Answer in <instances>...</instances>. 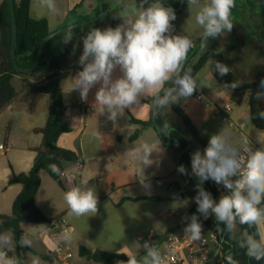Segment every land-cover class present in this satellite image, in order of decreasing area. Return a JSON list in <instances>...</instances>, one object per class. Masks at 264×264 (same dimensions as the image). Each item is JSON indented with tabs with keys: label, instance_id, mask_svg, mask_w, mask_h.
<instances>
[{
	"label": "crops",
	"instance_id": "1",
	"mask_svg": "<svg viewBox=\"0 0 264 264\" xmlns=\"http://www.w3.org/2000/svg\"><path fill=\"white\" fill-rule=\"evenodd\" d=\"M2 2L3 0H0V5ZM151 2L152 0H149V3ZM139 4L140 0H103V17L92 23L90 30L94 27L115 28L123 22L118 13L127 5V12L136 11ZM56 5L59 14L53 15L37 7L36 0H31L30 15L33 19H47L50 31L55 32L60 28L93 19L99 0H56ZM131 17L134 19V16ZM62 36L53 43L49 52L51 56L61 59L60 86L66 121L71 130L60 135L57 145L74 152L81 162L69 163L66 166L65 170L74 178L63 181L64 188L48 173L41 172L42 181L36 195V204L47 218L58 220L50 225H24L23 237L31 241V247L17 246L11 254L19 256L22 264H62L54 255V244L49 235L69 227L73 238L70 243L64 241L62 247L72 255L71 264H97L88 262L79 255L81 247L93 251L119 253L127 258L134 255L139 259L145 254L141 246L143 237L145 242H151L153 237L162 236L158 240L159 246L166 233L179 232L188 223L185 221L173 224L170 218L177 217L175 213L179 212L175 211L174 201L164 199V196L177 186L178 179L175 177L180 174L177 163L171 151L160 143L152 128L143 129L135 140L131 139L139 128L131 120L146 122L150 119L151 111L146 100H142V104L131 111L125 110L120 120L113 124L106 116H101L99 106L94 104L95 92L99 85L90 90L86 102L81 101L78 91H70L73 86L71 78L80 70L78 62L70 64V61L79 59L83 44L81 36L76 33L67 44L63 43ZM57 45L61 48L53 53V47ZM49 61L50 57L46 56L41 63L39 70H45V73L40 78L17 76L13 79V86L14 82L18 81L20 88L14 86L16 97L0 111V146L4 147L0 149V215L11 213L13 202L22 190L20 184H10L13 174L30 171L36 156L31 148L39 147L42 143V135L36 134L34 129L45 125L51 100L46 94L29 92L24 85L25 81L36 83L45 80L52 73ZM201 71L194 78L208 85L207 78L199 80ZM116 74L119 75L118 70ZM199 94L203 95L204 99H198ZM181 107L203 138L209 140L212 134L228 123L227 126L231 128L238 147L243 144L245 138L256 148L261 147L257 142V135L264 138V134L247 127L245 129V123L232 120L230 95L219 87H199L190 98L182 101ZM10 121L12 131L5 141V129ZM144 142L152 146L151 158L154 161L145 169L144 176L142 172L139 173L141 179L145 177L149 185L147 189L141 186L139 177H136L138 165L125 155ZM83 180H88L89 186L97 191L98 213L92 217L89 214L76 218L68 214L63 194ZM139 197L158 199L133 200ZM7 233L13 235L10 231ZM41 234L46 235L42 237ZM181 256L187 264H192L193 260L189 257L187 249Z\"/></svg>",
	"mask_w": 264,
	"mask_h": 264
},
{
	"label": "clouds",
	"instance_id": "2",
	"mask_svg": "<svg viewBox=\"0 0 264 264\" xmlns=\"http://www.w3.org/2000/svg\"><path fill=\"white\" fill-rule=\"evenodd\" d=\"M188 10L197 8L196 23L202 31L201 49L210 39L222 38L233 29L231 20L235 0H186ZM147 5V7H145ZM36 6L48 14H59L56 0H36ZM122 23L115 28H92L80 37L83 50L78 59L80 70L71 78L72 88L80 94L81 101H87L91 89L99 85L95 92L94 104L99 106L101 116L115 124L125 114L139 107L142 100H150L153 116L170 111L173 104H179L190 98L203 83L192 75L191 69H185L189 51L194 42L186 35H173L172 21L176 14L171 7H165L161 0H140L136 16L120 17ZM62 36L67 44L74 37L73 26H68ZM53 32L49 37L55 35ZM219 48L215 54L219 55ZM212 72L221 77L231 69L219 60H210ZM117 70L119 75H117ZM240 81L225 84V88H236ZM260 89L254 99L264 101V80L260 81ZM264 120V111L258 110L256 117ZM171 127L164 122L161 132L168 135ZM261 145L254 148L247 138L238 147L233 139V132L226 124L218 132L212 134L207 146L201 151L197 149L191 154V174L197 178V194L193 198L197 212L205 219L214 216L216 229L235 237L237 245L244 250L250 260L257 264L264 261V138L257 135ZM161 143V142H160ZM152 146L144 142L125 153L126 157L138 165L136 177L151 166ZM56 175H63L60 168L49 166ZM178 172L187 174L184 165L178 166ZM140 179L142 187L149 185ZM211 180L222 185L227 194L214 199L203 184ZM68 214L76 218L92 216L98 213V195L95 188L89 186L88 180L74 185L63 194ZM184 233L193 241L202 239L203 230L200 218L193 214L187 218ZM222 226V227H221ZM71 242L72 234L65 232L62 237ZM31 247V241H16L12 234L0 233V264H22L13 253L17 246ZM145 255L137 259L128 256L126 261L117 264H167L164 251L154 242L141 245ZM229 264H239L231 256Z\"/></svg>",
	"mask_w": 264,
	"mask_h": 264
},
{
	"label": "trees",
	"instance_id": "3",
	"mask_svg": "<svg viewBox=\"0 0 264 264\" xmlns=\"http://www.w3.org/2000/svg\"><path fill=\"white\" fill-rule=\"evenodd\" d=\"M174 8L180 5V0H167ZM162 3V2H161ZM163 4V3H162ZM245 4L251 8H259L264 15V0H245ZM15 5V64L20 68H31L37 60V52L42 41L51 33L47 19H33L30 15L31 0H14ZM165 6V5H164ZM166 7V6H165ZM236 9L235 7L232 9ZM100 11V5L97 7L96 16ZM231 13V16H232ZM94 17V18H95ZM103 17V16H102ZM87 25L74 29V33L83 36L91 28ZM64 33H60L49 39L42 47L40 59L37 68L30 73L38 70L46 56L50 57L49 67L52 73L43 81L31 83L25 81V88L33 94H46L50 97L51 107L48 118L43 127L34 129L36 134L42 135V143L39 147L31 148L36 153L33 166L29 172L14 173L10 184H20L22 190L12 205V211L9 215H0V233L10 231L16 241H21L24 236L23 226L26 224L50 225L58 220L47 218L36 204V195L41 186V172L45 171L49 176L61 187L64 188V182L61 175L54 174L50 165H57L61 172L66 169L69 163L81 162L78 156L70 151L60 148L57 145L58 138L63 133L70 132L71 127L66 121L65 105L63 101V93L60 86L62 77L60 64L61 61L51 56L50 48L53 43L58 40ZM12 21L9 0H3L0 5V111L9 105L17 95L13 86V79L17 76L23 77L28 74L19 72L12 62ZM207 50L201 49V38L195 43L194 47L189 51L187 60L185 61V69H191L193 77H195L210 60H219L225 63V57L222 53L215 54L216 45L206 46ZM214 80L225 90L230 92V99L235 104H241L244 97L248 94V105L250 108V120L252 125L260 131L264 132V120L255 118L258 110H261L260 102L254 99L255 93L260 89V81L241 82V84L232 89L223 87L226 83L231 84L234 79L226 75L221 77L218 73L212 72ZM150 107L151 116L149 121H138L132 119V123L139 128L131 136L135 140L146 128H152L158 135L160 142L166 146L173 154L177 166L184 165L187 174L180 173L184 180L183 195L190 201L189 216L196 214L201 216L203 223L210 229H213L220 236L224 237L223 256L217 264H229L228 257L238 260L239 264H257L255 260H250L237 245L235 237H230L226 232L216 229V221L214 216L205 219L197 212V205L194 197L197 194L196 184L197 178L191 174V146L190 140L196 142L201 148L207 146L208 140L203 138L197 128L192 123L187 113L182 109L181 103L173 104L170 111H165L159 116H153V109L150 100H146ZM176 118L181 120L188 133H184L178 125ZM169 122L171 127L168 129V135L164 136L161 128L164 122ZM12 131V122L10 121L5 129L4 139L8 140ZM205 190L211 193L214 199H219L222 195L216 183L211 180L205 181L203 184ZM175 189H179L177 186ZM156 197H139L134 201L157 200ZM222 227V226H221ZM162 236H155L151 242L158 245V240ZM19 248L21 246L18 245ZM79 255L86 260L98 264H112L116 261H126L128 258L119 253H113L103 250H89L81 247ZM45 258V256H43ZM19 258V256H18ZM264 264V261L259 262Z\"/></svg>",
	"mask_w": 264,
	"mask_h": 264
},
{
	"label": "rangeland",
	"instance_id": "4",
	"mask_svg": "<svg viewBox=\"0 0 264 264\" xmlns=\"http://www.w3.org/2000/svg\"><path fill=\"white\" fill-rule=\"evenodd\" d=\"M206 0H201V4ZM236 9L233 10L231 20L234 24L230 33L222 38L210 39L209 46L216 45L215 49L219 48V52L225 57V64L231 69L226 76L238 80L240 82H251L256 80H264V15L259 8H251L245 4V0H235ZM186 6V8H185ZM184 8L182 11L175 13L176 19L172 21L173 35H186L195 43L202 36V29L195 21V16L198 11L197 8H192L189 12L187 2L184 0ZM128 5L118 13V16L125 17L127 14L136 16V11L127 12ZM61 46L53 47V53L59 51ZM204 50H207L205 47ZM61 55V51L59 52ZM61 57V56H60ZM59 58V57H55ZM61 61V59H59ZM78 59H73L70 64L77 63ZM29 73L26 77L40 78L45 70ZM199 80L208 79L206 87H219L223 91L230 92L223 89L212 77V69L209 63L203 68L200 73ZM15 88H20L18 81L14 82ZM231 100V99H230ZM233 112L231 113L232 120L239 123H245V129L250 128L264 134L263 131L257 130L250 120V108L248 105V94L244 97L241 104H235L231 101ZM261 111H264V101H260ZM240 119V120H239ZM176 121L184 133H188L184 123L176 118ZM226 123V122H225ZM228 125V123H226ZM192 153L197 149L203 150L196 142L190 140ZM177 187L184 188V180L181 174H177ZM172 181V180H171ZM175 211L179 212L180 216L170 218L172 223H182L188 221L190 201L184 198L182 201L175 202ZM145 239V237H143ZM142 240L144 243L145 240ZM145 254H142L139 259H142ZM138 259V260H139ZM98 264V263H97Z\"/></svg>",
	"mask_w": 264,
	"mask_h": 264
},
{
	"label": "built area",
	"instance_id": "5",
	"mask_svg": "<svg viewBox=\"0 0 264 264\" xmlns=\"http://www.w3.org/2000/svg\"><path fill=\"white\" fill-rule=\"evenodd\" d=\"M20 1V0H17ZM198 99H204V96L199 94ZM254 148H256L253 145ZM3 145L0 149H3ZM61 175L63 181H68L74 178L64 170ZM219 190L222 194L227 193V190L220 185ZM224 189V191H222ZM178 217L179 213H175ZM203 236L199 241L191 240L184 233V227L179 232H168L164 235L162 243L158 246L164 251V255L167 260V264H187L182 258V252L187 249L189 251V257L193 260L192 264H217L223 256L224 251V237L220 236L213 229L208 228L202 221ZM65 232H71L69 227H64L60 231L53 232L49 235L51 241L54 244V255L62 264H71L72 255L63 250L62 243L65 241L62 237ZM46 234H41L44 237ZM9 255H14L9 253ZM16 256V255H15Z\"/></svg>",
	"mask_w": 264,
	"mask_h": 264
},
{
	"label": "water",
	"instance_id": "6",
	"mask_svg": "<svg viewBox=\"0 0 264 264\" xmlns=\"http://www.w3.org/2000/svg\"><path fill=\"white\" fill-rule=\"evenodd\" d=\"M161 2L166 6V7H171L173 8L174 12L175 13H178L180 12L183 7H184V0H180V5L177 7V8H174L172 6V4L170 2H168L167 0H161ZM9 5H10V11H11V21H12V48H11V57H12V62L14 63V66L15 68L21 72V73H25V74H28L30 72H33L37 66H38V62H39V59H40V54H41V50H42V47L44 46V44L51 38H53L54 36L60 34V33H64L63 31H66L67 27H63V28H60L58 29L56 32L55 35H53L51 38H45L40 47H39V50L37 52V60L35 62V64L31 67V68H20L18 67L16 64H15V30H16V25H15V5H14V0H9ZM99 5H100V11H99V14L97 17L93 18V19H89L87 21H84V22H80L78 24H75V25H72L73 26V30L74 29H77V28H81V27H84V26H87V25H90L96 21H98L102 16H103V12H104V7H103V0H99ZM52 34V33H51ZM50 34V35H51ZM49 35V36H50ZM48 36V37H49ZM217 186L219 187L220 185L217 184ZM222 191H224V189H222ZM227 193H228V190H227ZM225 193V194H227ZM164 199L167 200V201H174V202H179V201H182L184 199V195H183V191L181 189H175L173 190L172 192L168 193L167 195L164 196ZM24 239V237L22 238ZM22 247H25V246H22Z\"/></svg>",
	"mask_w": 264,
	"mask_h": 264
}]
</instances>
